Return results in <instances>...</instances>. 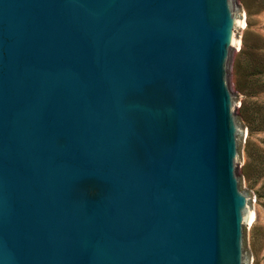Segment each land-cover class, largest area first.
<instances>
[{
  "label": "water",
  "instance_id": "water-1",
  "mask_svg": "<svg viewBox=\"0 0 264 264\" xmlns=\"http://www.w3.org/2000/svg\"><path fill=\"white\" fill-rule=\"evenodd\" d=\"M235 0H0V264H247Z\"/></svg>",
  "mask_w": 264,
  "mask_h": 264
},
{
  "label": "rangeland",
  "instance_id": "rangeland-1",
  "mask_svg": "<svg viewBox=\"0 0 264 264\" xmlns=\"http://www.w3.org/2000/svg\"><path fill=\"white\" fill-rule=\"evenodd\" d=\"M239 23L233 59L232 90L240 98L235 118H243L240 172L255 214L247 264H264V0H235Z\"/></svg>",
  "mask_w": 264,
  "mask_h": 264
},
{
  "label": "bare ground",
  "instance_id": "bare-ground-1",
  "mask_svg": "<svg viewBox=\"0 0 264 264\" xmlns=\"http://www.w3.org/2000/svg\"><path fill=\"white\" fill-rule=\"evenodd\" d=\"M240 24H242L244 26L245 22L242 21V22H240ZM254 219H255V214L253 211H251L246 222L251 224L254 221Z\"/></svg>",
  "mask_w": 264,
  "mask_h": 264
}]
</instances>
